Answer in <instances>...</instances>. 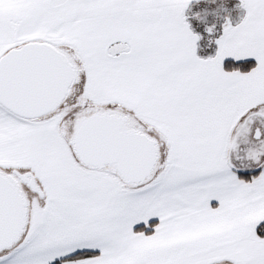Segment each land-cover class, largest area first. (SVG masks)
Here are the masks:
<instances>
[{"label": "snow or ice", "instance_id": "obj_1", "mask_svg": "<svg viewBox=\"0 0 264 264\" xmlns=\"http://www.w3.org/2000/svg\"><path fill=\"white\" fill-rule=\"evenodd\" d=\"M0 264H264V0H0Z\"/></svg>", "mask_w": 264, "mask_h": 264}]
</instances>
